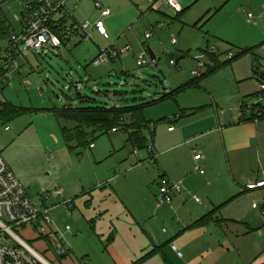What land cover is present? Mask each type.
<instances>
[{
    "label": "rangeland",
    "instance_id": "1",
    "mask_svg": "<svg viewBox=\"0 0 264 264\" xmlns=\"http://www.w3.org/2000/svg\"><path fill=\"white\" fill-rule=\"evenodd\" d=\"M176 1L185 10L183 16L179 17L178 12L167 5L157 11L150 0H71L67 4L71 13L68 17L70 24H93L102 20L109 38L94 34L92 39H86L80 33L72 36L62 49L23 52L21 70L14 80L11 83L0 80V150L33 202L40 205L42 197L48 193L54 195L58 188L67 193L66 197L56 199L53 196L47 206L63 205L70 199L79 203V197L90 191L92 184L105 180L108 181L107 188L118 191L121 197L128 188L129 193L123 200L128 201L132 218L136 215L135 209L144 207L149 194L145 177H153L155 172L157 175L162 164L179 171L181 163H192L188 162L191 152L196 149L200 155L203 153L200 143L195 142L165 155L159 161L158 147L159 140L162 146L167 144L159 135L165 140L169 138V127L179 130L185 124L191 125L187 133L196 137L200 133L196 123L207 117L210 120L214 118L215 106L211 105V101H205L207 97L202 93H210L216 99L218 112L224 117L239 115L244 105H238V99L245 100V106H251L259 99L264 104V93L257 97L262 92L257 79L264 76V0ZM98 4L101 9L97 8ZM103 10H110L111 15L103 18ZM22 13L20 1L0 0V29L5 27L19 33L22 30ZM60 16H56L54 21H58ZM148 33L153 34L152 38L146 39ZM173 39L177 40L176 45H173ZM125 48H129L128 52L120 54L119 58L95 66L94 62L102 51L113 49L120 52ZM148 48L157 56L155 62L151 60ZM212 50H216L214 60L206 57ZM242 50L251 52L237 59ZM143 54L147 64L139 66L138 58ZM230 54L234 58L232 62L228 58ZM172 59L179 64L172 65ZM198 62L205 65L201 69L202 75L209 71L211 75L199 89H192L194 86L188 84L195 78L193 72L199 70ZM77 91L96 100L97 103L90 102L92 104H107L110 107L140 105L142 102L158 101L165 95L169 98L145 109L147 121L152 122L150 129L145 131L148 148L135 150L127 144V134L111 132L95 137L99 151L95 154L88 147L76 143L68 145L63 130L74 129L76 124L58 118L67 106H79V100L68 99L75 98ZM200 102L204 107L200 113L193 114L194 111L188 108L199 106ZM7 127L9 130H6ZM132 167L146 169L116 180V177L125 176L127 169ZM136 182L131 191L130 186ZM202 182L196 179L192 183V193H198L204 204L208 202L207 197L198 191ZM149 187L154 194V182ZM216 190L214 188L209 193L217 197ZM254 202L258 211L251 220L261 226L264 224L261 213L264 200L258 198ZM65 207L51 212L63 232L69 225L74 233V236L65 233V248L71 251V255L64 260L58 257L52 239H38L32 229L24 227L14 228V231L50 264H84L82 258L88 262L84 257L87 254L91 255L93 264H106L111 238L100 235L95 225L84 216L74 220L72 216L76 213L75 216L81 215L82 211L77 210L75 201L70 217ZM197 207L198 203L190 199L183 204L181 211L172 212L156 222L166 242L180 235L186 228H183L184 224L192 222L191 214ZM208 234L206 241L219 242L226 251L231 250L234 254L224 257L215 254L211 259L215 260L213 264L220 258H223V264H239L234 244H242L241 248H255V252L241 251L245 264L248 263L244 259H254L257 250H264L262 234L238 238L235 232L230 234V239L219 232L211 235L208 230ZM191 240L192 236H179L175 240L178 242L174 245L185 257L180 259L177 253L172 252L175 264L197 256L202 239L192 243ZM81 241L86 246H82Z\"/></svg>",
    "mask_w": 264,
    "mask_h": 264
},
{
    "label": "crops",
    "instance_id": "2",
    "mask_svg": "<svg viewBox=\"0 0 264 264\" xmlns=\"http://www.w3.org/2000/svg\"><path fill=\"white\" fill-rule=\"evenodd\" d=\"M166 7L167 6H163L155 9L161 11L162 8ZM62 18L63 16L61 15L59 20ZM62 22L64 24H70V20L67 18L63 19ZM89 32L92 37L95 34L100 38H104L98 34L95 28H91ZM215 57L216 53L215 56L210 58L214 60ZM172 58L174 59V55H172ZM177 63L179 64L178 61ZM204 80L192 89H199V86H201V83ZM257 81L261 84L262 88L264 84V76L257 79ZM202 94L207 97L205 101H211V105L213 107L215 106L214 118L212 117V120H210V118L207 117L196 123L200 129V133H198L196 137L187 133V130L190 129L191 125L185 124L181 126L179 130H170L172 127H169L167 133L169 138L165 140V138L163 139V137L159 135L160 138H162V142L165 141L167 144L162 146L160 140L158 143L160 152L159 161L162 160L165 155L171 154L179 149H184L186 147L185 145H191L195 142L200 143L199 148L203 152L201 154L202 159L196 160V155L200 153L195 149L191 152L190 158L188 159V162L191 161L192 163H181L179 171H173L168 167H164L162 164L157 170V175L155 172L153 177H145L148 184L147 187L149 189V194L146 196L144 207L141 206V208L135 209L136 215L131 218V213L127 207L128 201L123 200V198L126 199V195L129 193L128 188L124 190L123 196L121 197L119 196L118 191H112L107 188L106 184H108V181L106 182L105 180H100L95 185L92 184L90 187L91 190H88L87 193L84 192L83 195L79 197V203L74 200L77 210L79 211L82 209L81 215L75 216L76 213L72 216L74 220L80 218L79 216H84L86 220H89V222L91 221L93 226L95 225V228L99 230L100 235L113 238L111 244L108 246L109 258L107 257L108 259L104 263L134 264L153 251L157 246L164 248L163 254L169 264H175L172 260V252L176 253L173 251L172 245L174 242H178L175 240L179 236H183L184 238L186 236H192L191 243L202 239L198 246L200 251L195 258L192 256L185 262L181 261L180 264H213L215 260L211 259L215 254H222L220 257L234 254L231 250L226 251L225 246L219 242L215 243L213 241H206V237L209 236L208 230L211 235L219 232L224 234L228 239H230V234L235 232L238 238L247 235L251 236L253 234L264 235V224L261 226L256 225L251 220L255 218V215L257 216L258 211V207H254V205H256L254 202L255 199L260 198L261 200H264V187L257 186L264 182V119H261L258 123L251 122L240 124L238 121L239 115H235L232 118L230 116L224 117L218 112L216 99L213 98L210 93L206 94L204 92ZM202 101H204V99ZM236 103L241 107L246 104L245 100L240 101L239 99ZM255 103L264 106L260 99ZM202 107H204L203 102H200L199 106H193L188 109L193 110V114H198L201 112L200 110H202ZM117 133L119 132H114V134ZM93 145H95V147H90V150H93L96 152L95 154H98V146L95 143ZM159 161L157 159V162ZM203 167L206 171L204 170L205 172L201 173L204 169ZM10 169L15 173L11 167ZM141 169L144 170L146 168H129L126 171L127 174L125 176L121 175L116 177V180H119L118 178L121 177L125 178L128 174ZM199 173L201 175H199ZM16 176L18 177L17 174ZM156 176L157 179L155 180ZM161 177H166L175 183H181L184 187L183 194L176 196L171 205L163 207H160L157 203L158 183ZM18 179L22 183L19 177ZM109 179L112 180L113 178ZM196 179L204 181L198 189V191H200L199 193L204 194L207 197L208 202L204 204L203 202H201L202 204L198 203L193 198L195 196L198 197V193H192V191H194L192 183ZM152 182H154L156 188L154 194L151 193V187H149ZM128 183L131 184L130 181ZM136 185L137 182L134 186H130L131 191ZM251 186L257 187L251 189ZM214 188H217V197H214L209 193V191ZM66 194L67 193H63L62 195L54 194L48 201L50 202L53 196L56 199H60L61 196L66 197ZM190 199L195 200L198 203L196 211L191 214L193 219L192 222L184 224L185 226L183 228L186 227V230H182L180 235L177 234L174 239H170L166 242V239L162 237L160 230L157 228L156 222L163 216L168 217L172 212L175 213L181 211L183 209V204ZM48 201L45 202L43 199L40 205L34 203L39 207H44L47 206L46 203ZM66 201H72L74 203L73 199ZM63 205L55 204L52 207H47L51 208L53 213V211L62 209L66 206L64 205L63 207ZM80 206L82 208H80ZM65 208L67 210V216L69 215L70 217L71 214L68 212L67 206ZM213 212L215 213L212 215L209 223L197 227V223ZM263 212L264 208L261 210L262 215ZM187 228L189 230L190 228L198 229L189 231ZM66 233L69 236H74L72 228L71 231ZM51 239L54 247L60 245L53 240V237H51ZM80 243L82 246H86L83 241ZM241 246L242 244H234L233 248L236 252L235 257L240 260L239 264H245L242 261L243 256L241 251L255 252V248L252 246L241 248ZM65 251L67 253L65 258H61L57 254L58 257L63 260L68 258L71 255V251L66 248ZM84 257L88 260V262H85V259L82 258L84 264H93L90 254H87ZM179 258L184 259L185 257L183 255V257ZM244 261L248 264H264V250H257L254 259H244ZM216 262V264H223V258L216 260ZM142 264L166 263L162 255H157Z\"/></svg>",
    "mask_w": 264,
    "mask_h": 264
},
{
    "label": "built area",
    "instance_id": "3",
    "mask_svg": "<svg viewBox=\"0 0 264 264\" xmlns=\"http://www.w3.org/2000/svg\"><path fill=\"white\" fill-rule=\"evenodd\" d=\"M6 2L14 0H4ZM20 1L23 5V13L21 17L22 30L17 33L6 29L3 35H0V80L6 83H11L15 75L21 70V56L23 52H45L47 49L57 50L62 49L66 40L72 36L83 33L86 39H92L89 30L95 28L99 35L108 39L109 34L102 20L92 24L90 22L64 24L63 19L70 17V11L67 4L71 0H15ZM154 4V8H160L167 5L177 11L182 12V7L176 0H150ZM97 7L101 9V5ZM64 13V14H63ZM63 18L54 21L58 15ZM111 15L110 10H103L102 17ZM252 18V15H249ZM58 28V32L53 28ZM153 34L148 33L146 39L152 38ZM173 45L177 44V40L173 39ZM129 48L123 51L107 50L102 51L99 57L94 62L95 66H100L102 63L114 60L120 57V54L128 52ZM215 50L209 52L214 55ZM229 60L233 59V55L228 56ZM147 64L145 55L138 59V65L144 66ZM172 65H177L176 60H172ZM199 70L193 72L195 78L202 76L201 69L205 67L202 62H198ZM264 92V84L262 86ZM247 111L258 114L259 104L255 103L247 106ZM239 120L244 118V112L240 110ZM260 120L255 119L258 123ZM6 130H9L7 127ZM170 130H174L172 127ZM113 132H119L116 129ZM95 145H91L94 148ZM152 152V151H151ZM136 154V153H135ZM202 155H196V160H201ZM204 173V171H201ZM264 187V182L257 185ZM257 186H251L253 189ZM56 195H62V190L56 188ZM184 187L181 183H175L166 177H161L158 183L157 203L160 207L171 205L174 198L183 194ZM52 197L51 193L46 194L43 199L48 201ZM198 203H201L199 197H193ZM68 207V212L74 210L72 201L63 203ZM254 207H258L254 205ZM52 209L44 206L36 205L23 184L20 182L16 174L10 169L0 150V264H50L46 261L35 249H33L23 238L16 234L14 228L24 227L32 229L38 239H46L53 237L54 241L67 246L65 233L71 231V227L67 226L63 232L55 223L52 217ZM179 257L183 254L179 251L176 245H172Z\"/></svg>",
    "mask_w": 264,
    "mask_h": 264
},
{
    "label": "trees",
    "instance_id": "4",
    "mask_svg": "<svg viewBox=\"0 0 264 264\" xmlns=\"http://www.w3.org/2000/svg\"><path fill=\"white\" fill-rule=\"evenodd\" d=\"M184 13L185 10H182V12L178 13L179 17L183 16ZM53 28L56 32H58V28H56L55 26H53ZM6 29L7 28L2 27L0 29V35H3V32L6 31ZM69 40L70 39L66 40L63 46H66ZM249 52H251V50L240 51L237 59L244 57ZM207 55L208 57L215 56L210 55L209 53H207ZM233 60L234 58L230 60V62H232ZM210 74L211 71L203 74L200 78H194V80H192L188 84V86H198L200 82L206 77L210 76ZM76 93L77 95L75 98L68 97V99L70 101H73L75 99L79 100V106H67L65 112L61 113L58 118L76 124V127L74 129L63 130V135L68 141L67 144L70 145L71 143H76L78 146H82L84 148H90L91 145H93L96 141L95 137L99 135L110 134L111 132L114 133L113 131L115 129L119 132L127 134V144L132 146L135 150H143L148 148V140L145 136V131L149 130L152 124L148 122L145 117V109L146 107L157 104L159 102L162 103L169 98V95H165L158 101L142 102V104L140 105L110 107L107 104H92L90 102L97 103L96 100L81 95L79 91H77ZM261 93L264 92L262 91ZM261 93L258 94V97ZM121 94L122 93H119V95ZM247 108L248 107L245 105L243 108H241V111L244 112V118L238 120L240 124L255 122L256 118H258L259 120L264 119V106L259 105L258 114H255L254 112L251 114V112L247 111ZM215 212L203 218L199 223L196 224L197 227L204 226L209 223V220H211L212 215ZM112 239L113 238H111V240ZM163 250V247L156 246L153 251H151L149 254H147L145 257L134 264H142L157 255H162L165 263L169 264L168 260L163 254Z\"/></svg>",
    "mask_w": 264,
    "mask_h": 264
},
{
    "label": "water",
    "instance_id": "5",
    "mask_svg": "<svg viewBox=\"0 0 264 264\" xmlns=\"http://www.w3.org/2000/svg\"><path fill=\"white\" fill-rule=\"evenodd\" d=\"M148 53H149L151 60L153 62H155L157 60V56L155 55L154 51L151 50L150 48H148ZM55 250H56L57 254L59 255V257L65 258L67 256L65 248L62 245L56 246Z\"/></svg>",
    "mask_w": 264,
    "mask_h": 264
}]
</instances>
